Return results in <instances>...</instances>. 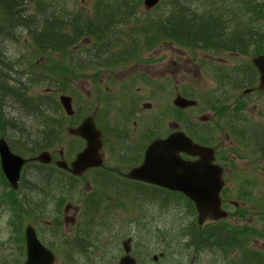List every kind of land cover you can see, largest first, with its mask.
<instances>
[{
	"label": "rangeland",
	"instance_id": "rangeland-1",
	"mask_svg": "<svg viewBox=\"0 0 264 264\" xmlns=\"http://www.w3.org/2000/svg\"><path fill=\"white\" fill-rule=\"evenodd\" d=\"M130 1L133 8L124 9L121 11L123 14L120 16L119 20L122 24H125V26L121 28L116 26L113 29V33L115 34L116 39L121 42L129 43L135 40L134 45L136 48L133 51L134 54L132 57H139L137 61L132 62L126 70H120L125 72L119 74L115 73L112 68H105L103 70L94 68H85L84 70L77 69L76 72L78 74L82 73V71L88 73L75 79L73 82H70L67 88L61 91H59L58 88L57 90L50 89L49 91L48 87H50V85L46 84V82H41L38 79L35 81L37 83L34 84V89L32 92L34 97L38 98L40 102L43 101L44 103L42 106L40 104L38 105V115H40V112L42 113L44 111L45 115H49L50 118L56 119L57 112L53 107L50 108L52 101H50V98L46 97H48V92L49 95L52 92L54 96L55 92H65L66 95L72 97L73 106L76 112V115L74 118H72V120L68 118L66 130L68 128H72L79 119H82L86 116H93L106 132H110L109 139L105 137L103 140L104 143L107 144V148L103 153V158H110V155L107 153L109 150H117L118 154L124 155L126 158L131 159L133 157H138V155L142 152V149L146 144L145 140L148 137L162 135L166 131L165 128L168 129L171 123L178 124L177 131L186 130L199 139L205 137L208 130L205 133H202L199 130V122L203 116H207V114L210 115V113H212V111H209L205 114V110L202 108L206 100L211 98L210 102L216 107L215 110H219L220 105H222L224 102H226V106H230V104L235 103L241 104L243 106L236 111L233 118H231L227 123L231 125H237L239 128H230L227 126V132L224 128L220 132L212 135L210 138V141L217 145L220 154H234L236 152L232 150L234 149L236 142L231 137V135L235 136L238 144H245L247 151L253 150L252 148L248 147L249 144L258 146L260 141L264 140V91L263 93L259 94L258 91L254 90L251 92V94L244 95V90L247 88L243 87V83L241 81L244 74L242 71L237 70L240 68V66L246 68L245 66L250 64L251 58L238 53H219V55H216V53L213 52L198 51L188 54V49L182 50L168 38L165 39L162 47H158L161 48V50L158 51L157 48L155 51H152L149 54L146 52L143 53L146 51V38H149L152 35L151 33L141 34L138 32V29L142 26L144 23L143 19L149 13H147L143 7V9L140 8V0ZM91 2V0H69L70 5L75 7L77 12L85 14L93 10L91 7ZM235 6L239 8L241 6V0L238 1ZM162 9H165V7L161 4L158 5L156 10L152 11L153 16H156L162 12ZM132 11H134V13L129 14ZM121 12L119 14L112 15L114 18H116L121 14ZM154 19L158 18L156 17ZM148 23L151 24L153 21L151 20ZM103 24L108 23L104 22ZM127 33L132 35L130 39H127ZM139 48H142L143 51L140 52L138 50ZM22 49L25 52L26 59L35 62L34 65H36V71L46 73V69L49 68L50 72L48 73H50V75H52L54 78H57L58 72L61 70L56 69V67L65 69L63 59H60V57H55V55L43 56L34 52L31 47L26 44L22 46ZM103 60H107V58L103 57ZM108 62H111V60ZM0 70L3 69L0 68ZM23 70L24 69H19V71ZM131 71L141 73L142 77L138 75L131 81L121 82ZM185 73L187 74V77L184 79ZM2 75L5 77L4 79L8 85H17L10 73L2 71ZM38 75L39 73L37 72V76ZM162 75L172 78L173 82L175 81V83H183L187 78H190L193 81V88L189 95L197 101L200 108L197 107L196 109L192 110L191 114H185V112L178 114L177 112L175 116H171V118L166 120L165 111H161L162 107L157 106V103L161 104L158 95H163L161 99L162 101H164V99L168 96L164 91H161L160 94L157 93L159 90L169 89V85L164 83V81H158V79H161ZM245 78L248 81V74L245 75ZM231 81L237 82V85L234 86L231 84H226V87L225 83ZM18 83L26 85L27 81L25 82V80L19 79ZM124 85L130 89V91L127 92L128 95L124 98L126 104L125 118L119 121V123L111 129V125H113L116 120L118 121L120 119L117 116L112 118L114 116L113 111L111 114L105 110V100L110 98H114L116 100L120 92L123 91L122 88ZM158 85H160L162 89H160ZM256 86L257 81L255 82L253 89H255ZM26 87H29V85H26ZM136 87H138L140 90L135 89ZM91 95L95 96L91 97ZM119 97H121V95H119ZM146 102L151 103L150 109L142 107L143 104H147ZM5 104V110L10 117L17 118L22 122H29L31 120L30 115L20 110L19 103L17 101L11 99ZM216 119L218 120V118ZM132 122L136 123L135 127L131 126ZM12 125L15 124L12 123ZM17 127L20 128L22 126L17 124ZM41 129L42 128L37 129V131H41ZM208 129H213V126H210ZM21 130L24 132L22 136L23 140L28 139L29 142L35 141L36 135L33 134L35 133L33 129L28 130V128L22 127ZM8 134L10 135V139L13 140L14 134L12 132H8ZM246 136L249 137L250 140ZM78 144L79 143L77 141L70 140L68 142H64L63 139L61 142H56L55 146L58 147V150L64 145L65 147L62 148V150L65 157L69 158L71 153L77 150ZM232 165L233 167H230L232 172L229 175V177L231 176V181H229L230 183L226 185L229 195L231 191L230 188L239 181H250L248 185H241V188L244 189L243 192H252L249 194V196H253L254 199L264 195V172L261 168L257 167L256 161L252 160V158H240L238 156L237 160ZM112 169L113 168L108 170ZM237 169H241L243 171L239 172V174L236 172ZM32 175L33 169L28 168L25 173V179H31ZM88 182V176L82 177L79 181V185H76L77 193L75 195L81 199V202L82 196L86 195L88 193V189L90 188V185H87ZM3 188L4 186H2L0 183V201L4 203L2 204L0 202V259H6V263H8L9 258L13 259L14 257H17V259L20 261L18 264H20L23 259L21 260V256L16 251V248L12 245L13 241H11V234L13 230L10 225L11 210L6 204L7 202H5L6 198ZM119 192L120 194L112 191V198L114 199L112 203H120V205L123 204V206L125 205L127 207L131 205L130 202L133 200L136 201L135 203L142 202L144 205H156L157 202H155V200L160 203L162 201L160 198L165 195L164 192H159L158 194L152 195L148 193L152 192L150 189H142L130 185H127V187L119 186ZM117 197H120V199H116ZM166 201L171 204V207L167 208V211H165L163 215L174 214L175 209H178L180 213L178 217L181 221L185 222L187 225L192 222L191 215L187 210H185L183 204H180L179 206V203H183L182 200L167 197ZM64 204L77 207L80 205V200L70 197L64 201ZM151 208H153V206H151ZM47 211L48 212H44L45 215H48V217H46V221L53 222L52 216L58 215V211L56 212L54 205L48 207ZM117 212L118 215L113 217L114 219L109 217L107 219L98 221L102 229L96 231L97 227L94 224L89 232L88 241L80 246V248L73 244V237L77 235L79 225L77 221L78 216H73L71 211L68 212L67 215L69 217H73L74 220L69 218L71 221H66L64 223L62 228L63 232L59 240L58 238L54 237L53 231L47 229L44 231V226L36 223L35 219H29L28 223L35 224L39 233L41 234L42 240H44V243L48 244V246L49 243L52 244V248L55 250L54 253L57 254L55 264H115V260L118 256L115 250L120 248V239H122V237L125 236L129 230H136L134 226H129V215H126L125 209H119ZM51 213L53 215H51ZM17 216L19 217L18 214ZM133 221L137 222L132 219V222ZM157 223L158 225H161L162 229L164 225L169 223V218L162 216ZM26 224V220L24 218H20L16 227L22 230L24 227H21V225L25 226ZM103 231L104 235L101 236ZM140 233L145 238L144 233ZM161 237L162 235H160V238ZM64 238H66L65 241H67L66 251L55 245L56 242L59 243ZM100 238L104 242H100ZM257 244L261 247L264 246V240L258 241ZM149 246L151 251H154L155 253L164 251V247L162 245L155 244L153 241L149 242ZM71 247L76 248L78 252L73 253ZM190 249L191 248H186L183 250L174 247L170 251L166 250L168 256L171 258L170 263H183L186 258L188 259V257L190 260ZM202 260L203 262H208L209 254L205 253V256H202ZM146 261L149 262V259L146 258ZM165 262H169V260H166Z\"/></svg>",
	"mask_w": 264,
	"mask_h": 264
},
{
	"label": "trees",
	"instance_id": "trees-1",
	"mask_svg": "<svg viewBox=\"0 0 264 264\" xmlns=\"http://www.w3.org/2000/svg\"><path fill=\"white\" fill-rule=\"evenodd\" d=\"M238 1L165 0L161 3L165 9L156 16L152 14L145 18V21L148 23L152 20L158 26L157 29L150 27L152 35L173 39L189 48L205 52H236L246 56L264 54L262 27L258 26L262 20L264 22V0H241V6L237 8L235 4ZM91 7L93 13L89 11L85 14L77 12L69 0H0V66L21 67V60L25 58L22 46L26 44L36 53L63 59L65 69L56 67L61 71L57 79L54 78V84L59 82L67 87L68 83L65 82L82 76L84 71L78 74L77 69L110 66L104 63L112 60L113 64L119 57L133 56L134 44H113L115 37L105 32L115 24L111 14L132 9L131 1L92 0ZM156 17L158 19H154ZM9 43L14 45L9 46ZM115 49L119 51L117 54ZM103 57L107 60H103ZM249 69L246 73L248 80H251L255 72ZM245 75L242 82L251 86ZM25 87L23 84L12 87L4 78H0V126L7 132L21 135V148L27 150L22 153L29 154L58 142L62 116L59 113L58 118L47 120L44 111L38 115V105L42 106L43 101L29 96ZM12 97L19 103L20 110L31 116L29 122L8 115L5 103ZM54 103L51 102L50 108L53 107L58 115L59 107ZM17 124L39 133L38 142L33 144L28 139L23 140L24 132ZM47 126L49 128L44 131ZM40 128L43 130L37 131ZM235 237L233 231L224 241L222 237L215 236L210 245L218 246L220 250L221 242L229 240L234 244ZM240 248L242 252L245 251L243 238L240 239ZM252 257L255 255L251 253L244 255L242 264H249ZM257 261L258 264L261 262L260 259Z\"/></svg>",
	"mask_w": 264,
	"mask_h": 264
},
{
	"label": "water",
	"instance_id": "water-1",
	"mask_svg": "<svg viewBox=\"0 0 264 264\" xmlns=\"http://www.w3.org/2000/svg\"><path fill=\"white\" fill-rule=\"evenodd\" d=\"M158 0H145L147 9L156 5ZM253 64L260 73L259 89L264 88V56L253 59ZM60 103L67 115H72L70 99L60 97ZM78 137L86 140V148L78 155V159L72 163L73 173L80 174L89 167L99 166L97 151L100 147L99 133L90 119L85 120L75 131H71ZM184 152L191 156L199 157L193 163L182 162L177 153ZM39 160L48 162L47 155L42 154ZM146 165L130 176L137 180L164 186L167 189L180 191L196 204L199 214V223L209 216L213 220L219 215L218 193L222 187L220 172L210 165L211 151L197 147L182 134H174L164 141L153 143L146 153ZM0 162L2 171L13 188L17 187L19 172L24 164L20 158L13 156L7 146L0 141ZM170 166L174 169L172 172ZM28 264H51L53 256L42 248L35 239L33 231L26 230Z\"/></svg>",
	"mask_w": 264,
	"mask_h": 264
},
{
	"label": "flooded vegetation",
	"instance_id": "flooded-vegetation-1",
	"mask_svg": "<svg viewBox=\"0 0 264 264\" xmlns=\"http://www.w3.org/2000/svg\"><path fill=\"white\" fill-rule=\"evenodd\" d=\"M173 89H174V92L176 93V96H178V93L176 92L177 91V83H176V86L173 87ZM148 108H150V105L148 106Z\"/></svg>",
	"mask_w": 264,
	"mask_h": 264
}]
</instances>
